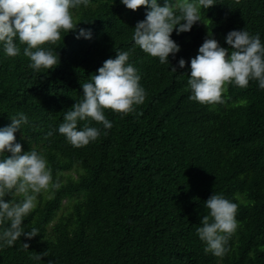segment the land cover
Here are the masks:
<instances>
[{
	"label": "trees",
	"instance_id": "obj_1",
	"mask_svg": "<svg viewBox=\"0 0 264 264\" xmlns=\"http://www.w3.org/2000/svg\"><path fill=\"white\" fill-rule=\"evenodd\" d=\"M73 16L77 28L50 45L59 56L54 69H31L26 45L16 57L0 48V127L26 114L16 140L23 151L46 155L61 185L42 193L25 217V231L39 234L0 248V264H264V89L256 80L247 88L228 84L223 102L207 105L190 99L188 85L190 60L209 30L225 48L226 34L242 28L264 42V0H214L202 8L204 23L171 34L180 51L169 65L134 45L145 6L92 0ZM80 28L91 39H77ZM119 51H130L146 99L127 115L105 109L111 129L90 120L100 137L74 147L58 132L65 112ZM212 194L238 204V228L223 257L206 253L197 233L203 217L212 219L205 206Z\"/></svg>",
	"mask_w": 264,
	"mask_h": 264
},
{
	"label": "clouds",
	"instance_id": "obj_2",
	"mask_svg": "<svg viewBox=\"0 0 264 264\" xmlns=\"http://www.w3.org/2000/svg\"><path fill=\"white\" fill-rule=\"evenodd\" d=\"M91 2L0 0V48L7 56L16 57L21 54L19 45H26L23 55L29 58L31 69L37 72L54 69L59 64V56L50 45H56L63 38L62 33L77 28L73 10L87 7ZM121 3L133 11L145 6L146 18L134 28V45L157 57L161 64L169 65L170 54L175 57L180 51V45L171 38L173 31L179 35L190 31L198 21L203 22L201 9L214 5V0H164L163 5L158 0H121ZM81 37L91 39V30L80 28L76 38ZM225 42L229 48L222 47L209 30L198 54L191 58L190 99L207 105L222 103L228 84L247 88L251 80L258 81L259 87L264 89V42L260 35L243 28L231 30ZM129 61L130 51H119L115 58L104 61L91 82L81 85L83 99L65 112L58 127V132L74 147L87 146L100 137L101 130L90 126L87 123L90 120L111 129L112 122L107 119L105 109L127 115L144 103L146 90L140 83L138 69ZM185 64L183 58L178 61L180 68ZM171 70L176 71V68ZM10 121L9 125L0 127V248L14 246L22 236L32 238L39 234L35 227L25 231V217L37 208L42 193L61 186L59 180L53 178L46 155L32 148L23 151L22 144L16 140L15 133L29 123L28 116L19 112L10 117ZM80 121L86 122L83 128H78ZM8 195L23 198L18 202L6 201ZM205 206L212 219L203 217V226L197 229L199 239L205 243L206 253L223 257L229 250V239L238 228V204L222 194H212ZM23 245L29 248L27 243ZM34 259L42 260L41 254Z\"/></svg>",
	"mask_w": 264,
	"mask_h": 264
}]
</instances>
